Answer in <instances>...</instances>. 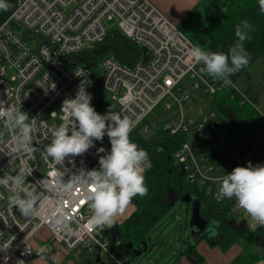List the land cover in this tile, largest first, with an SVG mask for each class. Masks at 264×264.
Segmentation results:
<instances>
[{"label":"built area","instance_id":"2783aa9c","mask_svg":"<svg viewBox=\"0 0 264 264\" xmlns=\"http://www.w3.org/2000/svg\"><path fill=\"white\" fill-rule=\"evenodd\" d=\"M113 18L120 32L141 48V55L127 62L106 52L91 69L77 55L104 41L109 31L105 21ZM193 47L149 0H14L0 22V112L20 105L33 119L34 131L30 150L17 152L14 137L19 133L5 130L0 117L4 132L0 139V264H13L14 258L28 263L45 250L48 243L38 250L32 245L42 228L66 251L98 254L101 264H136L118 255L120 242L105 234L107 227L90 228L86 183H77L71 192L60 187L77 177L83 181L85 171L99 169V158L111 148L107 135L71 162L65 158L63 166L46 154L51 130L66 122L63 102L75 97L84 79L75 74L81 70L92 81L86 91L95 109L94 86L114 92L123 89L117 111L105 106L97 112L105 114L110 109L111 114L128 117L145 134L155 127L152 113L161 104L167 113L161 128L168 134L186 135L172 151L173 158L188 182L205 186L216 200H222L217 199L220 181L234 167L264 164L263 112L252 103L258 126L245 132L248 141L235 140L213 97L229 86L243 100L248 97L235 83L224 84L206 75L203 66L191 60ZM7 69L13 71L9 76ZM49 117H57L59 123L53 125ZM101 147L104 152L98 151ZM19 174L26 176L20 195L39 197L30 216L22 215L12 203V179Z\"/></svg>","mask_w":264,"mask_h":264},{"label":"trees","instance_id":"16d2710c","mask_svg":"<svg viewBox=\"0 0 264 264\" xmlns=\"http://www.w3.org/2000/svg\"><path fill=\"white\" fill-rule=\"evenodd\" d=\"M6 2L10 6L7 10H0V22L14 5V0ZM241 20H247L255 29L244 44L251 59L249 64L232 75L230 80L232 83L239 80L248 99L243 100L233 90L235 87L229 86L230 90L228 87L227 90H221L214 95L213 104L219 109L226 124L235 132V140L246 142L248 139L245 132L258 126V114L252 106L257 99L255 91L246 83L245 77L256 61L264 62V13L260 11L259 0H225L202 20L201 29L208 38L205 50L227 53L228 48L238 39L235 36V27ZM106 52L129 62L141 55V48L116 29L108 31L102 43L92 46L77 57L86 66L95 69L97 61ZM230 94H233L232 98ZM185 138V134L177 136L168 134L156 124L148 134L141 132L140 126L130 133V139L149 154V165L145 167L144 173L148 195L134 197L131 202L132 211L117 224L118 235L115 240L120 242L118 255L123 257L129 252V243L135 250L142 248L143 242L147 243L148 247L151 246V231L171 214L173 203L188 192L192 198L198 200L200 214L208 220L205 225L208 229H204L200 234L193 232L185 235V239L181 241L183 246L177 248L178 258L186 255L193 264H200L203 258L197 253L195 246L198 241L204 239L222 250L233 243H238L241 250L230 264H255L263 258L264 226L254 224L246 228L240 227L234 220V208L237 205L235 198L216 200L212 191L206 192L205 186L188 182L180 163L172 156V151ZM213 188L212 185L211 189ZM212 230L213 233L209 236V231ZM91 256L95 259V255ZM93 262L101 264L99 260Z\"/></svg>","mask_w":264,"mask_h":264},{"label":"clouds","instance_id":"9594fccd","mask_svg":"<svg viewBox=\"0 0 264 264\" xmlns=\"http://www.w3.org/2000/svg\"><path fill=\"white\" fill-rule=\"evenodd\" d=\"M10 5L6 0H0V10H7ZM259 8L264 13V0H259ZM255 31L247 20H241L235 27L237 41L223 51H208L200 46L190 50V57L194 64L202 65V71L224 84H231L230 77L246 67L250 62V53L244 47ZM84 79L77 87L74 98L65 99L62 109L67 112L65 121L51 130V142L46 146V154L55 164L64 165L65 158L83 155L94 141H102L105 134L110 141V151L99 158V169L85 171V179L77 177L72 182L62 184L65 192H71L77 183H86L85 193L91 215L88 219L92 230L113 227L116 217L124 213L136 196L148 195L145 184V167L149 154L137 143L130 139V133L136 122L128 117L111 114L110 109L105 114L98 113L91 104V93L86 86L92 81L88 74L81 70L75 73ZM5 130L18 132L14 137L15 151H29L32 145L34 121L19 107L13 106L3 112ZM33 121V122H30ZM4 135L0 131V139ZM104 152V148H99ZM26 181L23 174L12 179V203L18 207L24 216H30L35 211L39 199L36 193L21 196L20 190ZM235 198L238 206L259 226H264V164L236 166L220 181L217 199Z\"/></svg>","mask_w":264,"mask_h":264},{"label":"rangeland","instance_id":"374dc122","mask_svg":"<svg viewBox=\"0 0 264 264\" xmlns=\"http://www.w3.org/2000/svg\"><path fill=\"white\" fill-rule=\"evenodd\" d=\"M196 21V19H192L191 21L188 19H183L181 22H179L178 27L183 32V34L190 39L194 46H200L205 50V47L208 43V38L201 29L202 22L198 23ZM105 23L108 26L109 31L116 29L120 31L115 18L106 20ZM12 72V70L7 69L8 76L11 75ZM97 72L99 73V70H97ZM245 78L246 83L252 87L253 91H255L257 98L255 102L256 107L264 114V62L261 60L256 61L249 68L248 75ZM9 82L11 85H14L12 80H9ZM235 84L241 90H243L242 84L239 82V80ZM92 91L96 100V111L105 106L110 107L113 111H117L120 108L117 97L121 95L123 91L122 88H119L116 92H114L104 87L94 86ZM254 110L257 112L256 109ZM166 117L167 113L164 112L161 104L152 113V119L154 123L160 127L162 126L161 120L165 119ZM48 119L53 125H57L59 123V119L57 117H49ZM130 206L131 205L127 207L123 214L116 217V224L120 222V217L125 218L124 216L131 212ZM190 214V205L180 201V199L176 200L172 205L171 214L166 216L160 222V224L151 231V246L147 247V249L143 250L139 255H135L129 251L124 257L134 260L135 263L140 260V264H172L178 259L176 254L178 250L176 248V244L182 245L181 241L185 239V235H187L190 231V226L188 223ZM234 215L235 222H237V224L242 228L256 224V222L253 221L248 216V214L238 206V204L234 208ZM205 229L208 228L205 227ZM212 233L213 230L209 231V236L212 235ZM42 241H45V238L42 239ZM117 250L118 246H116V251ZM38 259L41 262L43 261L41 256H38ZM90 259H93V257ZM13 262L16 264V261ZM21 263H24V261L22 260ZM30 264L34 263L31 262Z\"/></svg>","mask_w":264,"mask_h":264},{"label":"crops","instance_id":"0c3cea01","mask_svg":"<svg viewBox=\"0 0 264 264\" xmlns=\"http://www.w3.org/2000/svg\"><path fill=\"white\" fill-rule=\"evenodd\" d=\"M149 1L179 29V22H181L183 19H188L189 21L196 19V22L201 23L204 18L212 13L217 8V6L219 7L225 0ZM130 205L132 211L133 205ZM127 214L124 217H126ZM122 218H119L120 221L124 219ZM115 224L114 226H117V224ZM44 238L45 241H42ZM44 243H48L47 248L38 252L32 261L28 263L24 261V263H21V260L14 258L16 264H30L31 262L34 264H50L51 261L47 255L49 250H53L52 264H94L93 260L95 259H90L92 256L88 253L83 251H66L59 243L52 241L50 233L46 228L40 229L37 236L32 239L34 250H38L39 247ZM176 246V248H179L183 245L176 244ZM195 249L197 253L203 258V261L200 264H230V261L239 253L241 247L238 243H233L225 250H222L218 246L211 245L206 240L202 239L197 242ZM38 256L42 257V262L38 259ZM172 264H193V262L186 255H182ZM255 264H264V258H261Z\"/></svg>","mask_w":264,"mask_h":264},{"label":"water","instance_id":"95a60500","mask_svg":"<svg viewBox=\"0 0 264 264\" xmlns=\"http://www.w3.org/2000/svg\"><path fill=\"white\" fill-rule=\"evenodd\" d=\"M145 59L146 57L144 55L143 61H145ZM148 165H149V162L146 163V167ZM180 201L185 202L190 205L191 214H190V218L188 221L189 226H190L189 233L191 234L193 232H196L197 234H200V232L205 229V225L208 220L202 217V215L200 214V210H199L200 204L198 200H196L195 198H192V196L188 192H186L182 196H180ZM104 232L105 234L110 235V238L112 241H114L115 237L118 235V229L116 226L107 227ZM128 247L130 248L129 251H131L133 254L139 255L143 250H146L148 246H147V243L143 242V247L140 249L135 250L133 247H131L130 243ZM47 255L51 261L50 264H52L53 250H49ZM98 260H99V255L96 254L95 261H98ZM140 263L141 261L138 260L136 264H140Z\"/></svg>","mask_w":264,"mask_h":264},{"label":"bare ground","instance_id":"6f19581e","mask_svg":"<svg viewBox=\"0 0 264 264\" xmlns=\"http://www.w3.org/2000/svg\"><path fill=\"white\" fill-rule=\"evenodd\" d=\"M182 32V31H181ZM256 105V104H255ZM146 169V168H145ZM116 225V224H115ZM143 244V243H142Z\"/></svg>","mask_w":264,"mask_h":264}]
</instances>
